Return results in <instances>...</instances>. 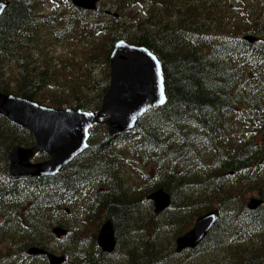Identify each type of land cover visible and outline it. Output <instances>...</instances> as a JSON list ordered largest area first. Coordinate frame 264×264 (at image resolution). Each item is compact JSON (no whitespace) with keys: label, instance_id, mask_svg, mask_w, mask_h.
<instances>
[{"label":"trees","instance_id":"obj_1","mask_svg":"<svg viewBox=\"0 0 264 264\" xmlns=\"http://www.w3.org/2000/svg\"><path fill=\"white\" fill-rule=\"evenodd\" d=\"M9 1L0 20V92L59 109L99 110L110 88L115 43L126 39L158 56L167 96L166 104L145 113L131 132L110 138L105 126L94 125L88 149L59 175L20 182L7 175L8 153L14 145L32 146L34 139L0 116V207L13 208L0 218L16 227L11 240L24 260L32 259L31 247L57 255L50 243L58 239L52 232L56 225L69 231L63 239L71 238L72 249L59 253L69 256V264H107L118 256L126 264H169L176 240L194 220L218 209L216 226L189 253L215 250L219 264H264V204L257 210L247 204L254 197L264 201L262 2L252 8L250 0H102L121 15L128 8L137 14L124 12L116 19L100 8L93 13L73 6L46 17L39 0ZM138 3L143 6H133ZM229 3L227 12L223 5ZM43 27L56 29L52 38L61 46L83 44L70 82L71 70L45 58L38 37ZM10 62L18 66L14 78L6 69ZM97 66L103 68L100 77ZM159 189L170 194L173 206L161 221L142 212L149 194ZM69 211L86 219L69 224L61 216L56 223L48 218ZM106 220L117 235L112 255L97 243ZM148 224L158 229L157 236L166 225L162 239L145 241V230L137 229V241L129 245L131 231L148 230Z\"/></svg>","mask_w":264,"mask_h":264},{"label":"water","instance_id":"obj_2","mask_svg":"<svg viewBox=\"0 0 264 264\" xmlns=\"http://www.w3.org/2000/svg\"><path fill=\"white\" fill-rule=\"evenodd\" d=\"M98 1L73 0V3L79 8L94 10ZM8 6L9 3L0 2V18ZM244 39L250 43L257 41L250 36ZM110 69V88L103 97L99 112L56 110L21 97L0 93V114L16 125L27 128L36 140L32 148L15 146L11 149L8 171L11 176L20 179L56 175L64 165L87 148L89 131L102 118L109 117L103 124L108 127L109 136H112L133 129L146 112L166 104L162 64L148 48L119 41L111 56ZM40 151L47 153L50 160L31 164L30 160ZM148 199L154 203L156 215L166 211L172 202L171 196H167L163 190L153 193ZM263 204V200L254 197L250 199L248 208L257 210ZM219 218L220 210L199 217L194 227L176 240V253L198 248ZM52 232L58 239L68 234V230L63 227H55ZM97 243L106 254L111 255L116 251L117 237L111 220L102 225ZM28 254L31 257L45 255L50 264L66 262L65 256L38 247L30 248Z\"/></svg>","mask_w":264,"mask_h":264},{"label":"rangeland","instance_id":"obj_3","mask_svg":"<svg viewBox=\"0 0 264 264\" xmlns=\"http://www.w3.org/2000/svg\"><path fill=\"white\" fill-rule=\"evenodd\" d=\"M1 1V0H0ZM8 1V0H6ZM60 4V6H62V9L60 10H69L70 6L67 0H57ZM39 4L37 3V8L39 9L40 12H44V14L46 15V17H50L53 13L54 10H56L55 8L57 7V5L55 4L54 0H39L38 1ZM260 2H262V6L264 5V0H250L249 1V6L254 8L255 6H257ZM110 5H106V7H109ZM223 8L226 9L227 12L231 11V5L226 4L223 5ZM234 10L239 13L240 10L238 9V5L235 4V6L233 7ZM58 10V9H57ZM134 8L127 10L126 14L128 16L130 15H134L137 16L136 13L134 12ZM105 19V18H103ZM240 21V20H238ZM56 31V29L54 30H49L48 28H41V32L38 33L39 34V38L41 41V46H43L46 49V56L45 58L48 57H52V61H54V63H57V66L61 65V69L64 70H71L68 71V82L71 81V79L74 78L75 76V72L72 70L73 69V64L76 63V61L82 56L79 51L82 50L83 44L81 41H79L77 44L75 42L69 41L67 42L64 46H61L58 42H56L53 38H52V34H54ZM77 53V54H76ZM43 55V54H42ZM79 56V57H78ZM67 60V62L65 63V61ZM72 63V64H71ZM81 64L78 63V65H76L77 70L82 73L84 72V69L81 68ZM8 71L10 72V78H14L16 76L17 70H18V66L15 62H10L7 65ZM96 75L95 77H100L103 73V68H100L99 66H97V68L95 69ZM11 82V80H10ZM49 106V105H46ZM49 107H53V106H49ZM56 108V107H53ZM98 110H96L97 112ZM33 162H39V159H34ZM251 199V198H250ZM148 200V198H147ZM250 201V200H249ZM248 201V203H249ZM247 203V204H248ZM173 206L171 205V207L169 209H167L166 211H164V213L162 212L161 215L156 216L154 214V206H152V203L150 200H148V202H146L143 206H142V212L144 213L145 217H150L152 215H155L156 218L161 221L159 218L160 217H165L166 215H168L172 210ZM12 206L11 203L10 205H2V207H0V217H4L8 214H10V212L12 211ZM70 211L67 213H61V215L55 214L53 215H48L49 219L54 218V222L56 223L57 221H59V217H55V216H61L65 221H67L69 224H72L76 219L77 220H82V219H86L85 216L81 217V215H70ZM154 216V217H155ZM88 219V218H87ZM198 220V219H197ZM197 220H194L191 228H189L188 232L194 227L195 223ZM82 224V222H81ZM0 226H2L0 229L1 230H8L6 232H3L0 230V235L1 234H5L4 236V240L3 242L0 243V254H1V258H0V264H50L48 261H46V259L44 258H38V259H34L33 261L29 262L28 260H24L22 254L20 253V249L18 250L17 247L13 244L11 238L14 235V231L16 229V227L14 226H7V225H3L2 219L0 218ZM149 228L148 230L145 229L144 227L142 228H134L128 238V243L129 245H132L133 243H135L137 241V237L139 235V233H134L135 231H137V229H144L145 232L141 235L144 237L145 241L150 242L152 240V238H156L157 240L162 239V235L163 233L166 232V225L164 227L161 228V231L158 232V236H157V230L153 229V226H150V224H148ZM53 227H56V225H54ZM101 226L99 227L100 230ZM156 228V227H155ZM98 230V231H99ZM64 238V237H63ZM55 239V240H50L52 249L54 251L57 252V255H61L59 253H61L63 250H68L70 251L72 249V244H71V238H66V239ZM32 248V247H31ZM29 250V249H28ZM28 250H27V254H28ZM166 250H168V252L171 249V247L166 248ZM167 252V253H168ZM52 253V252H51ZM127 253V247L123 252V255H125ZM55 254V253H53ZM56 255V254H55ZM66 257V262L67 264H69V256L67 255H62ZM119 260H121V262H119ZM66 262L64 264H66ZM118 262V263H115ZM107 264H126V260L124 259V257H120L118 256L115 259H112V257H109V259L106 260ZM72 264V262H71ZM128 264V263H127ZM135 264V263H133ZM169 264H219L217 261H215V250H210V251H203V249L198 250L197 252L194 253H189V252H183L181 254H176L170 261Z\"/></svg>","mask_w":264,"mask_h":264},{"label":"flooded vegetation","instance_id":"obj_4","mask_svg":"<svg viewBox=\"0 0 264 264\" xmlns=\"http://www.w3.org/2000/svg\"><path fill=\"white\" fill-rule=\"evenodd\" d=\"M1 1H6V0H1ZM7 2H9L10 4H11V1H7ZM10 4H9V6H10ZM100 4H104V2L102 3V0L100 1V3L98 4V8H99V5ZM104 6V5H103ZM108 6V5H107ZM264 6V5H263ZM9 8V7H8ZM7 8V9H8ZM103 8V7H102ZM105 9H106V11H107V15H108V12L109 11H113V12H118V11H116V10H113L110 6L109 7H104ZM7 9L4 11V13L7 11ZM84 12H89V11H84ZM4 13L2 14V15H4ZM120 13V12H119ZM109 16V15H108ZM2 17V16H1ZM169 196H170V194H169ZM28 261L29 262H31V261H33L32 259H28Z\"/></svg>","mask_w":264,"mask_h":264},{"label":"bare ground","instance_id":"obj_5","mask_svg":"<svg viewBox=\"0 0 264 264\" xmlns=\"http://www.w3.org/2000/svg\"><path fill=\"white\" fill-rule=\"evenodd\" d=\"M148 79V78H147ZM149 80V79H148Z\"/></svg>","mask_w":264,"mask_h":264}]
</instances>
